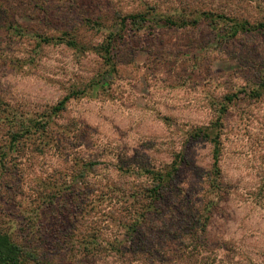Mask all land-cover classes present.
Instances as JSON below:
<instances>
[{
  "label": "rangeland",
  "instance_id": "obj_1",
  "mask_svg": "<svg viewBox=\"0 0 264 264\" xmlns=\"http://www.w3.org/2000/svg\"><path fill=\"white\" fill-rule=\"evenodd\" d=\"M202 10L213 24L159 21ZM137 13L150 22L106 65L98 46ZM222 14L264 24V0H0V227L36 231L65 264H264V31L228 38ZM219 116L213 187V146L194 134ZM176 159L170 195L141 218L147 201L132 192ZM191 197L208 208L194 220Z\"/></svg>",
  "mask_w": 264,
  "mask_h": 264
},
{
  "label": "trees",
  "instance_id": "obj_2",
  "mask_svg": "<svg viewBox=\"0 0 264 264\" xmlns=\"http://www.w3.org/2000/svg\"><path fill=\"white\" fill-rule=\"evenodd\" d=\"M218 15H214L213 12H208L205 10H202L197 16H194V18H185L184 16L180 17L177 20L172 17H164L160 18L159 21H162L163 25L168 26H187V25H198L200 24L202 19H207L209 22L213 24V21L216 20V17ZM222 19L223 23L230 26L229 30V37L233 38L236 35H238L240 32H252V31H264V24L260 23L258 25H250L247 20L241 21L237 18H231L228 15L222 14L219 15ZM9 22V28L16 33V35L21 36L22 34H27V29H23L18 22ZM149 18H146V16L142 13L137 14H128L120 17L119 20V28L114 30L112 33H110L108 39L106 42L98 46V53L102 57L104 63L110 67L115 66L114 58L116 54V50L118 48V45L126 39L129 35H132L133 33H136L137 31L141 30L145 27V25H148ZM35 32H32V36H36L39 38L40 42L44 43H57V42H65L69 44L72 47H79V42L77 41V38L75 36H72L67 33H63L64 35H68L69 39L64 40L65 36L60 35H51L47 34L45 32H39L34 30ZM79 92L75 91L70 93L69 95L65 96L55 107L54 110H61L64 108L65 103L67 100L77 95ZM231 99V97L229 98ZM225 108L223 109V111ZM36 123L40 124L39 121ZM222 120L221 116L217 118L215 122L210 127L205 128H199L198 131L195 132V137H204L207 140H209L212 144V158H213V164H212V171L213 178L210 182V185L213 187H216L218 185V179L221 176V170L219 166V160L221 157V125ZM22 134H14L13 139L14 141H17L18 138H20ZM182 151V150H181ZM182 154V152H181ZM181 159L183 158V154L180 155ZM184 159V158H183ZM182 159V160H183ZM178 159L174 160L173 167L171 170H168L165 173L158 172L155 170H147L149 171L153 176V187L148 190V193H141V192H132L133 198L137 197V202H139V195H143L144 200H146V204L144 205V211L140 213V217L144 219L146 215H152L155 213L156 209L159 208V206L166 201L165 198L166 194L170 193L172 188L170 187V181L175 177V173L179 170V167L177 166ZM170 195V194H168ZM172 199V197L170 198ZM175 201V200H173ZM184 202L186 203V212L187 215L194 220L195 217L198 215H202L203 212L208 210L203 209L202 207H205L206 204H203V206H198L195 204L194 199L187 198L184 199ZM194 202V203H193ZM177 202H173L175 205ZM141 205V204H140ZM130 206H132V202L130 203ZM172 206V204H170ZM132 212H134L132 210ZM139 214L138 217L134 220V222L128 226V229L130 232H138V225L141 224L142 219L140 220ZM37 233L36 231H32L31 233V240H26L23 237L15 236L13 233L9 232L6 229H3L0 227V264H65L61 262L60 258H55L52 254L47 252L45 248H41L39 245H35L32 243V239L36 237ZM97 238L99 239V235L95 234ZM133 235V234H132ZM191 239V238H190ZM134 241V240H131ZM78 245H82L80 240L76 241ZM56 255V254H55ZM63 258V257H62ZM64 259V258H63ZM69 261V260H67Z\"/></svg>",
  "mask_w": 264,
  "mask_h": 264
}]
</instances>
